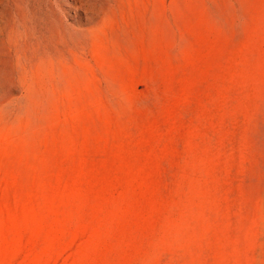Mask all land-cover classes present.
I'll return each mask as SVG.
<instances>
[{
  "label": "rangeland",
  "instance_id": "374dc122",
  "mask_svg": "<svg viewBox=\"0 0 264 264\" xmlns=\"http://www.w3.org/2000/svg\"><path fill=\"white\" fill-rule=\"evenodd\" d=\"M63 1L0 87V264H264V0Z\"/></svg>",
  "mask_w": 264,
  "mask_h": 264
},
{
  "label": "bare ground",
  "instance_id": "6f19581e",
  "mask_svg": "<svg viewBox=\"0 0 264 264\" xmlns=\"http://www.w3.org/2000/svg\"><path fill=\"white\" fill-rule=\"evenodd\" d=\"M32 1L33 0H9L8 3L16 11V15L0 11V26H4V29L7 32V38L2 41L1 37L3 33L0 30V87L2 88L10 81V75L5 71L8 65L7 60L15 56L17 64L19 65L21 64L23 56H25L23 53V46L27 48L30 47L32 50L31 54H38L42 52L45 42L47 41L42 37L44 36L43 34L40 35L39 29L36 26V17L32 14L30 9ZM83 2L81 3V1H79V4L84 6ZM3 3H5V0H0V7H2ZM65 3L69 5L66 1L55 0L58 19L52 21L53 28L50 29L51 38L57 40V44L61 47L63 41L60 37V25L67 18L65 12L67 7L65 6ZM70 8H72L71 5ZM72 9L77 10V7L74 6ZM89 19L91 18L89 17ZM92 21L93 20H91V22Z\"/></svg>",
  "mask_w": 264,
  "mask_h": 264
}]
</instances>
